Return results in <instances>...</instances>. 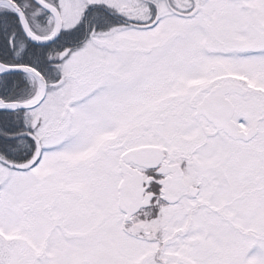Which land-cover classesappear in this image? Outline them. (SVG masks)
Instances as JSON below:
<instances>
[{"label": "snow or ice", "instance_id": "6c2138e0", "mask_svg": "<svg viewBox=\"0 0 264 264\" xmlns=\"http://www.w3.org/2000/svg\"><path fill=\"white\" fill-rule=\"evenodd\" d=\"M0 264H264V0H0Z\"/></svg>", "mask_w": 264, "mask_h": 264}]
</instances>
